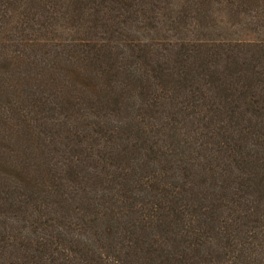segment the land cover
<instances>
[{
    "label": "trees",
    "instance_id": "1",
    "mask_svg": "<svg viewBox=\"0 0 264 264\" xmlns=\"http://www.w3.org/2000/svg\"><path fill=\"white\" fill-rule=\"evenodd\" d=\"M0 264H264V0H0Z\"/></svg>",
    "mask_w": 264,
    "mask_h": 264
}]
</instances>
